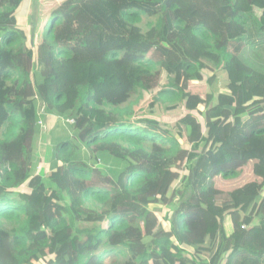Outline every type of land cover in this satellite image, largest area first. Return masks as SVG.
<instances>
[{
  "label": "trees",
  "instance_id": "trees-1",
  "mask_svg": "<svg viewBox=\"0 0 264 264\" xmlns=\"http://www.w3.org/2000/svg\"><path fill=\"white\" fill-rule=\"evenodd\" d=\"M243 1L63 0L31 31L0 0V264H264V0ZM59 59L128 62L126 105L100 77L59 108ZM50 113L76 123L43 162Z\"/></svg>",
  "mask_w": 264,
  "mask_h": 264
},
{
  "label": "rangeland",
  "instance_id": "rangeland-1",
  "mask_svg": "<svg viewBox=\"0 0 264 264\" xmlns=\"http://www.w3.org/2000/svg\"><path fill=\"white\" fill-rule=\"evenodd\" d=\"M63 0H26V4L24 6V10L20 14V22H26L27 27L32 31L33 27L35 26V23L38 21L40 17V10L43 9L45 6H48L52 9L57 8ZM241 5L245 7L246 3L241 0ZM97 64V63H92ZM129 63L126 61H122L118 64L114 69H109L111 73H115L117 75V78H120L123 80L124 86H127V80H126V74L128 70ZM56 73L60 79V90H62L65 93L66 100L63 104L57 105L59 108L67 109L71 105L74 104V102L77 100L78 96L80 95H88L89 86L88 83H91V81H95L96 79L100 77H104L107 80V83L105 84V88L108 90V95L110 96V100L115 101L113 108L122 106L124 107L125 100L122 96H120L119 100H115V97L113 94V89L111 88L112 84L115 81V78L111 77L109 73H107L106 69H99L96 66L92 65H77L74 64L68 60L65 59H59L56 61ZM217 83L215 84V87L222 91L226 85L228 84V74L223 71L222 73H219L217 77ZM100 85L98 88H101ZM200 90V92H198ZM125 91H128V88L125 89ZM190 92H196L199 94H204V90L202 88H196L191 89ZM96 101H99V98L95 97ZM110 102V101H108ZM146 102H148L146 100ZM98 106L100 105V102H97ZM171 104H168V106ZM166 105H161V107ZM107 112V113H104ZM98 113L102 115L103 117H109L111 120H115V116H113V112L106 111L104 107L102 109L98 110ZM160 112H158L159 114ZM157 114V115H158ZM49 115V123H47V132L46 134L41 137L42 139V146H40L39 149V155L40 158L42 157L43 162L48 159L49 153L51 152V149L54 145L55 140L58 139V136L64 137L69 132L64 127V125L61 122V118L65 117L66 114L64 113H50ZM156 115V116H157ZM188 115V114H187ZM186 115V116H187ZM192 115V114H191ZM145 116V115H143ZM198 118L199 115H194ZM141 119V118H140ZM140 119H135V121H140ZM199 119V118H198ZM200 120V119H199ZM203 126V131L205 127L204 120H200ZM178 170H180L182 173L185 172L184 165H181ZM42 174V171L41 173ZM213 196L208 198V201H212ZM162 214L160 215V217ZM223 224L225 227V234L229 236L230 230H231V222L229 219H223Z\"/></svg>",
  "mask_w": 264,
  "mask_h": 264
},
{
  "label": "built area",
  "instance_id": "built-area-1",
  "mask_svg": "<svg viewBox=\"0 0 264 264\" xmlns=\"http://www.w3.org/2000/svg\"><path fill=\"white\" fill-rule=\"evenodd\" d=\"M189 94H186L185 96H188ZM184 96V97H185ZM183 97V98H184ZM183 100V99H182ZM181 100V101H182ZM188 100V98H187ZM186 100V101H187ZM186 105V104H185ZM61 122L64 126H66L67 128H71V126H73L75 123H76V119L74 118H61ZM39 125L41 127V137H43L45 134H46V131H47V125L46 123H44L42 120L39 121Z\"/></svg>",
  "mask_w": 264,
  "mask_h": 264
},
{
  "label": "crops",
  "instance_id": "crops-1",
  "mask_svg": "<svg viewBox=\"0 0 264 264\" xmlns=\"http://www.w3.org/2000/svg\"><path fill=\"white\" fill-rule=\"evenodd\" d=\"M198 92H200V90H199ZM188 97H189V95L187 96V98H188ZM186 100H187V99H186ZM185 104H186V102H185ZM160 106H161V105H159L158 108H157L158 111L160 110ZM166 106H168V105H166ZM157 113H158V112H157ZM189 113H190V112H189ZM190 114H191V113H190ZM192 115H194V114H192ZM153 116H156V115H149V116H146V117H153ZM42 143H43V142L41 141V146H42Z\"/></svg>",
  "mask_w": 264,
  "mask_h": 264
},
{
  "label": "clouds",
  "instance_id": "clouds-1",
  "mask_svg": "<svg viewBox=\"0 0 264 264\" xmlns=\"http://www.w3.org/2000/svg\"><path fill=\"white\" fill-rule=\"evenodd\" d=\"M66 129H67V131L70 133L71 132V128H67L66 126H64Z\"/></svg>",
  "mask_w": 264,
  "mask_h": 264
}]
</instances>
